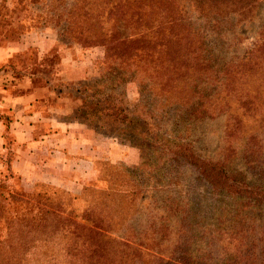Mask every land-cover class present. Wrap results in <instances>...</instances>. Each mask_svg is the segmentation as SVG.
Here are the masks:
<instances>
[{
  "label": "rangeland",
  "instance_id": "1",
  "mask_svg": "<svg viewBox=\"0 0 264 264\" xmlns=\"http://www.w3.org/2000/svg\"><path fill=\"white\" fill-rule=\"evenodd\" d=\"M14 2V13L0 12L11 37L52 28L75 46L83 82L133 111L124 112L130 122L75 115L98 146L115 142L135 156H97L90 177L29 190L4 170L0 264H83L67 249L87 244L77 226L101 235L95 264L103 252L117 264L264 259V0ZM113 65L126 72L113 77ZM191 155L220 162L226 185L213 188L183 162ZM117 240L128 243L122 253Z\"/></svg>",
  "mask_w": 264,
  "mask_h": 264
},
{
  "label": "crops",
  "instance_id": "2",
  "mask_svg": "<svg viewBox=\"0 0 264 264\" xmlns=\"http://www.w3.org/2000/svg\"><path fill=\"white\" fill-rule=\"evenodd\" d=\"M14 7V0H0V12L14 13ZM6 26L0 24V177L9 165L29 190L40 181L76 184L91 176L97 156L130 163L133 151L115 142L98 146L95 134L75 115L77 92L64 85L86 73L75 46L58 40L50 27L11 37L12 26ZM54 55V63H45Z\"/></svg>",
  "mask_w": 264,
  "mask_h": 264
},
{
  "label": "trees",
  "instance_id": "3",
  "mask_svg": "<svg viewBox=\"0 0 264 264\" xmlns=\"http://www.w3.org/2000/svg\"><path fill=\"white\" fill-rule=\"evenodd\" d=\"M15 8V7H14ZM15 18V16L12 17V19ZM18 18V17H17ZM13 22V21H12ZM43 27V26H41ZM44 27H48V26H44ZM96 36H98L99 34H94ZM113 48V47H112ZM53 58L57 59V56H52ZM50 57V58H52ZM49 61H45L48 62L49 64H52L50 61V58L47 57ZM36 69H38V66H35ZM126 72V69L122 68L121 65H113L112 67H110L109 73L114 77L116 75L119 74H123ZM134 73V70L132 71ZM87 73H85V75H83L82 77L78 78L74 83L71 82H67L65 83V87H73L75 88L77 95H78V106H77V111L81 114V119H87L89 117L93 118L95 121L100 122L102 119H109L113 116H118L120 114H124L121 118L124 121H129L130 119L127 118V115L132 113L133 111L127 110L126 108H114L111 100H110V95L108 94V97H104L105 92L100 89V88H94V87H89V85H86V83L83 82V80H85L87 78ZM96 84L97 81L95 82ZM62 84H58V86L60 87ZM75 85V86H73ZM146 86V85H144ZM89 89L91 91L90 94H85L86 90ZM87 98L91 99L92 103L90 102L88 105L85 106V103H87ZM127 112V115L126 113ZM86 117V118H85ZM104 127H108L105 125H101V126H96L94 129H103ZM155 127V126H154ZM110 129H108L106 132H100L104 135H108L110 134ZM177 152V151H176ZM180 153V152H178ZM186 160H184L183 162H186L190 165H193L196 170L198 171V173L207 180V182H209V184L213 187V188H217L220 186H224L226 185V181H228V177H227V172L225 171V169L222 167V164L220 162H212V161H208V160H203L200 159L196 156H187L185 157ZM8 161V159H7ZM174 162L178 163L179 159L176 157L173 159ZM8 164V162H7ZM7 171H10V173L12 172L8 167L6 168ZM1 178V177H0ZM1 180V179H0ZM229 187H232L231 184H228ZM25 189V187H24ZM27 190V189H26ZM95 227H97V225H94ZM76 230H81V231H87V244H84L83 248L82 245L80 247H71L70 245L67 246L68 250H75L78 252L79 256H78V262L83 263V264H95L92 263L90 261V259L93 258V256H95V254L97 253V251H100L101 248H104L101 244V239L99 238L98 235L99 232L94 229L93 227H88V226H77L75 228ZM117 246H118V250L120 253L123 252L122 250V246L126 247L128 245V243L121 241V240H117ZM183 246V245H182ZM108 252H103V255L101 256H97L99 258L98 263L99 264H117L116 263V258L113 256H109L107 254ZM258 258V257H257ZM258 259H256L253 264H264V259H261L260 261H257ZM181 261V260H179Z\"/></svg>",
  "mask_w": 264,
  "mask_h": 264
}]
</instances>
